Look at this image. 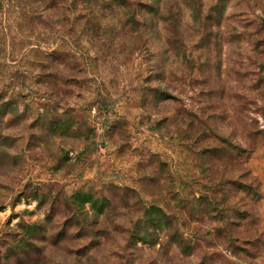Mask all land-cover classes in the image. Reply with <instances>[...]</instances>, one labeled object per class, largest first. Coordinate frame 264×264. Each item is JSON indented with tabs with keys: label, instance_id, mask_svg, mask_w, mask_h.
I'll return each instance as SVG.
<instances>
[{
	"label": "rangeland",
	"instance_id": "1",
	"mask_svg": "<svg viewBox=\"0 0 264 264\" xmlns=\"http://www.w3.org/2000/svg\"><path fill=\"white\" fill-rule=\"evenodd\" d=\"M167 1L71 65L0 5V264H264V0Z\"/></svg>",
	"mask_w": 264,
	"mask_h": 264
},
{
	"label": "trees",
	"instance_id": "2",
	"mask_svg": "<svg viewBox=\"0 0 264 264\" xmlns=\"http://www.w3.org/2000/svg\"><path fill=\"white\" fill-rule=\"evenodd\" d=\"M141 3L142 0H0V5H6L8 10L11 9L12 21L16 27L30 32L23 45L30 46V50L36 55V58L43 55L53 59L55 55H58L66 65H71L73 57L70 53L67 51L57 52L54 50L55 47L49 46L56 41V36L54 38L50 36L52 31L57 32L56 26L60 27L62 23L66 26L69 21L71 24L81 26V30L86 35L90 34L89 39L95 37L92 44L96 45L95 51L98 52L116 40L125 42L129 38L133 41L134 46L137 44L136 39L139 42L142 33L148 26V22L144 18L147 14L144 13ZM167 3V0H156L154 5L150 4L154 7L151 14L163 15L161 29L164 31L166 44H168L165 26L167 25L165 18ZM161 9L162 12H160ZM85 14L91 18L79 22L80 16ZM66 15L67 19L65 20L64 16ZM45 46L48 48L41 49ZM44 50H48V52Z\"/></svg>",
	"mask_w": 264,
	"mask_h": 264
}]
</instances>
